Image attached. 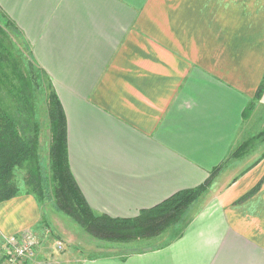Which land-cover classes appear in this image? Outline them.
<instances>
[{"label": "crops", "instance_id": "obj_1", "mask_svg": "<svg viewBox=\"0 0 264 264\" xmlns=\"http://www.w3.org/2000/svg\"><path fill=\"white\" fill-rule=\"evenodd\" d=\"M261 2L0 0L63 105L70 169L96 215L137 217L218 169L182 223L124 255L61 253L42 225L66 238L60 219L75 221L54 202L1 201L0 231L41 233L26 264H264V142L248 146L264 128V57L254 69L249 52L226 53L264 44Z\"/></svg>", "mask_w": 264, "mask_h": 264}, {"label": "trees", "instance_id": "obj_2", "mask_svg": "<svg viewBox=\"0 0 264 264\" xmlns=\"http://www.w3.org/2000/svg\"><path fill=\"white\" fill-rule=\"evenodd\" d=\"M0 12L3 13L1 9ZM3 17L5 26L18 33L17 26L4 13ZM8 29L0 25V202L19 193L14 173L17 168L24 167L28 172L26 182L33 187L39 200L46 199L43 195L44 189L48 193L52 189L49 199L54 201L56 209L71 217L96 238L116 242L155 238L182 223L191 205L210 187L218 169L201 186L181 190L160 204L141 211L137 217L113 218L108 215H96L84 198L70 169L66 116L54 88L49 95L48 108L53 130L50 144V177L41 171L37 161L36 136L26 138L22 134L23 119L27 117L30 120L33 116L31 83H34L35 77L28 76L16 60L8 40ZM262 91L261 87L257 95L261 96ZM2 92L11 96L14 104L12 109L3 105ZM254 106V103L250 104L245 116L252 113ZM259 187L260 183L243 199L248 198Z\"/></svg>", "mask_w": 264, "mask_h": 264}, {"label": "rangeland", "instance_id": "obj_3", "mask_svg": "<svg viewBox=\"0 0 264 264\" xmlns=\"http://www.w3.org/2000/svg\"><path fill=\"white\" fill-rule=\"evenodd\" d=\"M251 1V0H250ZM261 2V0H260ZM263 4V2H261ZM237 16V21L247 22L251 23L250 26V33L254 32L255 28L252 24L254 22L252 19L250 21L247 18V15L242 17L238 14H235V17ZM3 13L0 12V25L2 28L8 29L4 22H3ZM253 26V27H252ZM8 30V40L12 49V52L16 58V60L20 63L21 67L24 69V71L27 73L28 76L34 75V83H31L32 88V103H33V116L27 119V117H23L24 123H22L23 132L22 134L26 137H33L36 136V148H37V154H38V163L41 166V171L48 177L51 175V158H50V144L52 141V123L49 118L48 114V108H49V95L51 93V90L53 89L52 84L48 78V76L39 68L37 63L35 62L34 58L31 55L30 48L25 42V40L22 38V36L14 31L13 29L9 28ZM257 31V30H256ZM250 43L248 51L245 52V46L243 44L237 45V43L234 44L230 49L226 50L230 53H250V62H252V65L254 66V69L258 68L260 64L263 62L264 57V44L263 42H260L257 38L250 36ZM216 47V46H215ZM214 47V49H215ZM252 53V54H251ZM245 54V55H246ZM259 54H261L259 56ZM219 56V52L217 54ZM254 56V57H253ZM253 57V58H252ZM33 71V74H32ZM263 101L261 102V108L258 111L259 118L261 119L262 123L264 122V93L261 94ZM2 96V102L3 105L7 109H12L14 104L12 101V98L10 95H7L6 93H1ZM255 109V108H254ZM254 111V110H253ZM261 143L264 142V128L255 136V139H251L249 141V145L251 146L253 143ZM15 176L14 180L15 183L19 186V193L20 194H33L38 198V195L36 192L33 191V187L31 185H28L26 182V178L28 175L26 168H17L15 170ZM50 182V181H49ZM51 188V186H50ZM43 195L46 197L45 202H54L49 199L50 195L52 196V189H50V192L46 191V189L43 190ZM48 208H50V205H48ZM45 225V224H44ZM60 225L64 227L65 232L68 233L69 237L64 238L65 236H61L58 233H55L54 231H51L49 228H46L47 226L42 225V231L43 235L41 237H48V239L52 242L55 240L61 241L63 243V248H57V250L61 253L66 252H73L75 254L79 253L80 256L84 257H97L101 255H107V254H118V255H124L128 253L129 251L142 249V248H150L154 247L157 244L152 243H145L143 242L148 239H133L130 241H124V242H116V241H109V240H103L96 238L86 232L78 223H73L66 219L62 220L60 219ZM24 230H33L32 228H27ZM41 234V233H38ZM40 238V235H39ZM152 239V238H149ZM51 246V245H50ZM54 246V245H53ZM26 264V263H25Z\"/></svg>", "mask_w": 264, "mask_h": 264}, {"label": "built area", "instance_id": "obj_4", "mask_svg": "<svg viewBox=\"0 0 264 264\" xmlns=\"http://www.w3.org/2000/svg\"><path fill=\"white\" fill-rule=\"evenodd\" d=\"M40 238L34 230H22L8 235L0 231V264H25L35 254ZM58 248H63L61 241L55 240Z\"/></svg>", "mask_w": 264, "mask_h": 264}]
</instances>
